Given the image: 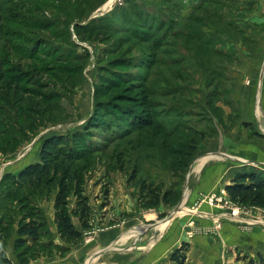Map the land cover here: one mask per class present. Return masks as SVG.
<instances>
[{"label": "rangeland", "instance_id": "rangeland-1", "mask_svg": "<svg viewBox=\"0 0 264 264\" xmlns=\"http://www.w3.org/2000/svg\"><path fill=\"white\" fill-rule=\"evenodd\" d=\"M0 74V246L12 264H55L79 243L103 249L150 225L140 210L160 208L162 220L181 201L185 240L172 252L185 244L187 260L201 236L219 248V264L264 254V209L235 203L225 190L236 172L264 173V151L255 145L264 144V0H0ZM119 96L125 108L116 110ZM73 134L87 151L69 166V207L80 193L90 216L86 229L72 217L82 236L65 242L53 210L64 170L33 186L15 180L39 163L45 140L71 143ZM225 137L251 147L240 163H226L235 169L227 179L205 189L216 161H203L216 154L205 142ZM151 191L173 195L146 207ZM189 191L195 201L186 200ZM233 210L236 218L220 215ZM20 220L45 225L23 248L14 246ZM108 234L117 237L104 247ZM133 238L117 248L134 247ZM109 249L103 259L115 252ZM90 260L84 263L97 257Z\"/></svg>", "mask_w": 264, "mask_h": 264}, {"label": "trees", "instance_id": "trees-1", "mask_svg": "<svg viewBox=\"0 0 264 264\" xmlns=\"http://www.w3.org/2000/svg\"><path fill=\"white\" fill-rule=\"evenodd\" d=\"M1 76V74H0ZM109 82L114 85L121 81L122 78L118 75L110 77ZM117 78V80L115 79ZM113 104V103H112ZM114 108L120 110L125 108L124 98L119 96V99L114 103ZM130 110L131 107H129ZM138 117V116H137ZM136 118V116H135ZM140 116L137 118L139 119ZM137 121V120H136ZM142 118L139 122V127L144 128L147 123ZM136 127V123L130 122ZM72 142L69 143L68 137H60L59 139H47L44 141L41 152L40 161L34 166H29L21 171L15 183L20 187L33 186L35 183L42 182L48 175L58 174L62 171V176L57 183V191L54 198V224L56 225L57 236L65 242H72L81 239L82 233L73 221L72 217L78 219L81 229L89 227L90 207L88 200L82 194L77 193L75 206L69 207V198L71 193V185L73 179L69 171V166L77 161L81 155L87 150L84 149V144L76 135H72ZM192 142V140H191ZM188 156L191 157L195 153V145L189 143ZM65 167V168H64ZM142 186L140 187L141 190ZM229 199L240 205H255L264 209V173L256 170H248L236 172L230 184L225 187ZM173 194L171 192L162 194L161 192L151 191L147 198L146 207H155L160 203L169 201ZM45 226L39 221L20 220L16 229V240L14 246L23 248L28 242H36L41 234L42 227ZM185 244L180 248H176L171 254L172 262L176 264H184L186 256L183 253ZM63 250V249H62ZM60 258L65 256L59 255ZM24 260H20V264H24ZM0 264H12L11 259L7 256L3 247L0 246ZM247 264H264V254H258V259H250Z\"/></svg>", "mask_w": 264, "mask_h": 264}, {"label": "crops", "instance_id": "crops-1", "mask_svg": "<svg viewBox=\"0 0 264 264\" xmlns=\"http://www.w3.org/2000/svg\"><path fill=\"white\" fill-rule=\"evenodd\" d=\"M225 138H226L225 141L223 140V138H221L219 140L215 139L214 141L205 142V146L207 145V147H209L208 150L204 148L206 151L216 152V154L213 157L212 154H208L206 158L203 160L204 162H209L208 161L209 159L216 160L214 161L213 165H209L208 170L210 171V174L207 175V178L209 179V183L205 181V183L207 184L205 189L210 187L212 188L213 186H215L216 181L227 179L229 176V171L231 173L235 169L227 166L226 163L228 162L240 163L241 162L239 160L240 157L245 158L248 149H250L251 147L249 142L246 140L241 141L237 144L234 142L232 143L231 141L232 139L229 140L230 138L227 137ZM255 145H257L259 151H264V144L261 141H257ZM208 164H212V163L209 162ZM201 169H202L201 165L200 166L198 165L195 167L193 172L201 173L200 171ZM193 172L191 169L189 177ZM199 175L197 177L196 183L202 180V178L199 177ZM192 194L193 193H190V191H189V195L185 194L186 200L187 199L190 200L192 199V197H195V193L193 196ZM192 200L195 201L194 199ZM139 210L140 209H138V211ZM149 211L150 213L149 214L147 213L148 215L147 214L142 215L143 211L141 210L139 212H141L140 218H142V220L144 219L145 222H150V225L138 226L137 228H134L132 231L128 232L126 235L120 236L116 242L112 240L113 238L117 237L116 235L108 234L109 235L108 237L107 235L102 236L104 237V239H101L103 246L104 245L106 246L108 241L112 240L110 241L109 246L108 247L104 246L105 248L103 249L95 250L98 247V245L95 244L85 245L81 247L80 245L81 243H79L74 246L73 250L68 256L64 258H59V261L55 262V264H85L84 263L85 260H88L90 262L91 261L90 259H92L93 256L97 257V261L93 264H175L170 259L172 254V249L174 247L179 246L181 242L185 240L184 239L185 234L183 233V230L181 233V229H180L181 226H184L182 224L184 223V221L183 219H181L182 216L180 217L178 216V214H181L186 210L183 209V206L176 213L172 214L171 213L172 210H171L169 214L162 220H156V218H159L160 214L163 215L164 211H162V209L159 208L157 209V211L154 210L155 212H153V210H149ZM203 217H208V216H203ZM153 221L155 222L152 224L151 222ZM224 227H225V231L236 230L234 227L228 224H225ZM146 233L149 234L148 241L146 242L144 241L143 243L142 240L144 239ZM131 237H134L133 238V244L135 245L134 247L128 249L125 248L126 250L117 248V246L127 243V241ZM98 238H100V236ZM97 241H99V239H97ZM109 248H111L115 252L108 259H103L102 257L110 250ZM133 249L141 250V253L139 252H137V254L124 253L123 255H119L118 253H116L120 251L130 252V250ZM190 249L192 251V254L190 255L188 253V258L185 264H208V263L219 264L220 262V259L218 258L219 248L217 247V245L211 244L210 241H208L205 237H201V236L195 237L191 242ZM86 255L89 256L87 257Z\"/></svg>", "mask_w": 264, "mask_h": 264}, {"label": "built area", "instance_id": "built-area-1", "mask_svg": "<svg viewBox=\"0 0 264 264\" xmlns=\"http://www.w3.org/2000/svg\"><path fill=\"white\" fill-rule=\"evenodd\" d=\"M220 215H226V216H224V218H227V216H229V217H231V218H236V214H235V211L233 210L232 211V213L231 214H228V213H221ZM218 216V215H217ZM223 218V217H222ZM221 219V218H220ZM219 218H217V219H215V220H220ZM242 220H244V219H242ZM251 224V223H250Z\"/></svg>", "mask_w": 264, "mask_h": 264}, {"label": "water", "instance_id": "water-1", "mask_svg": "<svg viewBox=\"0 0 264 264\" xmlns=\"http://www.w3.org/2000/svg\"><path fill=\"white\" fill-rule=\"evenodd\" d=\"M190 174V173H189ZM188 178H189V175H188ZM183 198H184V196H183ZM181 205H182V201H181V203H178L173 209H172V211H171V213L173 214V213H176L180 208L179 207H181Z\"/></svg>", "mask_w": 264, "mask_h": 264}]
</instances>
